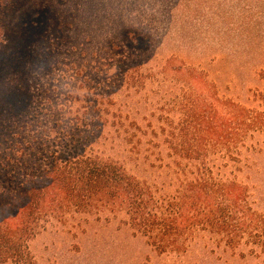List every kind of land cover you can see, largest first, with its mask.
<instances>
[{"label":"rangeland","instance_id":"obj_1","mask_svg":"<svg viewBox=\"0 0 264 264\" xmlns=\"http://www.w3.org/2000/svg\"><path fill=\"white\" fill-rule=\"evenodd\" d=\"M41 6L27 17L28 51L17 56L19 67L30 70L28 102L17 119L33 132L25 150L47 153L65 132L163 194L200 177L235 181L264 217L263 134L248 141L256 149L240 147L236 160L210 151L208 170L171 148L181 140L179 126L197 121L195 114L205 120L217 109L220 116L224 100L254 106L253 92L263 85L264 0H44ZM136 72L147 76L144 88L128 85ZM106 102L110 110L122 108L129 139L116 126L97 125L94 108ZM203 128L199 134L208 139ZM10 141L18 139L0 130V152ZM66 217L29 240L34 264H264V248L253 238L229 239L208 225L190 229L178 251L161 253L122 214Z\"/></svg>","mask_w":264,"mask_h":264},{"label":"trees","instance_id":"obj_2","mask_svg":"<svg viewBox=\"0 0 264 264\" xmlns=\"http://www.w3.org/2000/svg\"><path fill=\"white\" fill-rule=\"evenodd\" d=\"M43 1L0 0V130L18 139L6 142L0 152V262L34 264L29 240L52 219L63 223L68 213L105 210L125 216L126 224L161 253L178 251L180 238L198 225L214 227L229 239L233 233L247 235L264 248V217L251 209L245 187L235 181L200 177L186 181L175 194H163L156 184L94 154L81 139L65 132L53 140L47 153L25 150L30 147L26 137L33 132H27L17 119L20 107L28 102L30 70L29 66L19 67L17 56L20 50L28 51L24 45L27 17L40 9ZM259 78L263 85L253 92L254 106L224 100L220 116L217 109L209 111L205 120L195 114L193 118L199 119L179 126L181 140L171 148L185 159L200 160L204 167L210 151H222L236 160L240 147L256 149L257 144L248 141L256 134L264 135V69ZM146 82L143 72L130 74L127 81L137 88H144ZM111 105L100 103L93 109L97 125L116 126L127 140L130 123L125 125L122 108L110 110ZM80 111L85 113L87 106H80ZM83 123L88 125L85 120ZM203 125L208 139L199 134ZM17 129L20 131L15 132ZM46 138L52 139L50 135ZM207 144L209 151L202 148Z\"/></svg>","mask_w":264,"mask_h":264}]
</instances>
